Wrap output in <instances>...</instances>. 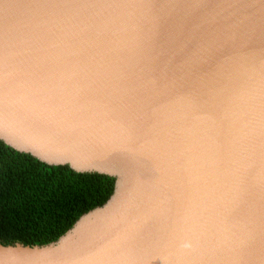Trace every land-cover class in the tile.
<instances>
[{"label": "water", "instance_id": "obj_1", "mask_svg": "<svg viewBox=\"0 0 264 264\" xmlns=\"http://www.w3.org/2000/svg\"><path fill=\"white\" fill-rule=\"evenodd\" d=\"M0 139L115 177L0 264H264V0H0Z\"/></svg>", "mask_w": 264, "mask_h": 264}, {"label": "trees", "instance_id": "obj_2", "mask_svg": "<svg viewBox=\"0 0 264 264\" xmlns=\"http://www.w3.org/2000/svg\"><path fill=\"white\" fill-rule=\"evenodd\" d=\"M115 177L49 164L0 139V244H47L104 204Z\"/></svg>", "mask_w": 264, "mask_h": 264}]
</instances>
